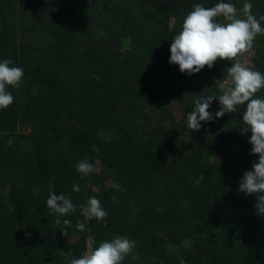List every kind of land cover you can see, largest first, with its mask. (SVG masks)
<instances>
[{
	"label": "trees",
	"instance_id": "16d2710c",
	"mask_svg": "<svg viewBox=\"0 0 264 264\" xmlns=\"http://www.w3.org/2000/svg\"><path fill=\"white\" fill-rule=\"evenodd\" d=\"M219 2L0 0V62L24 70L19 88L7 86L13 103L0 109V264H71L89 237L92 250L133 241L121 264H264V216L255 195L238 192L259 159L251 132L240 131L246 105L198 131L187 122L197 99L230 85L235 61L192 75L169 63L194 5ZM224 2L241 9L246 0ZM250 2L259 19L264 0ZM245 54L264 74V35ZM220 107L213 100L209 111ZM84 159L99 171L81 178ZM53 177V191L76 206L60 224L46 204ZM90 197L105 220L81 216ZM71 236L81 239L66 255L61 238Z\"/></svg>",
	"mask_w": 264,
	"mask_h": 264
},
{
	"label": "clouds",
	"instance_id": "9594fccd",
	"mask_svg": "<svg viewBox=\"0 0 264 264\" xmlns=\"http://www.w3.org/2000/svg\"><path fill=\"white\" fill-rule=\"evenodd\" d=\"M252 8L250 0H246L241 9L224 0L210 8L195 4L183 21L182 30L172 40L169 63L178 65L181 73L192 75L199 73L205 66L212 68L218 59L235 61L228 68L230 85H221L222 95L218 98L206 96L197 99L194 110L187 116V122L191 130L198 131L201 122H210L226 113H236L238 106L246 105L240 131L241 134L251 132V154L258 155L259 159L253 163L252 170L243 174L238 192L255 195L256 213L264 216V99L254 98V94L264 88V74L253 70L240 59L253 48L256 36L264 35V27L261 26L264 15L257 19ZM221 17L223 22L218 20ZM12 65L13 62L9 59L0 62V109L7 108L14 101L7 86L19 88L24 77V70ZM213 100H218L221 105L215 117L209 111ZM12 143L10 139L8 145L11 146ZM76 168L81 178L95 171L88 159L78 162ZM54 179L53 177L49 181L46 204L56 214L55 222L60 224V217L75 212L76 206L70 196L53 191ZM112 187L117 191L121 190L119 183H113ZM80 190L79 185H73L72 191ZM79 208L81 216L86 219L95 217L97 220H105L108 216L96 197H90L87 204L80 205ZM63 223L68 224L69 221L65 220ZM77 228L84 231L85 223L78 221ZM134 247L135 243L128 238L116 237L111 242H101L97 248L83 253L80 258L72 259L71 264H121Z\"/></svg>",
	"mask_w": 264,
	"mask_h": 264
},
{
	"label": "rangeland",
	"instance_id": "374dc122",
	"mask_svg": "<svg viewBox=\"0 0 264 264\" xmlns=\"http://www.w3.org/2000/svg\"><path fill=\"white\" fill-rule=\"evenodd\" d=\"M173 21H174L173 19H171V20L169 21L170 25L173 24ZM248 56L251 57L252 55H248ZM220 90H222V89H220ZM23 132H25V134H28L27 131H23ZM212 160H213V161H217L215 157H214V158L212 157ZM94 168H95L94 173H97V172L99 171V166H98L97 163L94 165ZM84 220L87 221L88 219L84 218ZM79 239H81V236H73V237L71 236V237H62V238H61L62 245H63V247H64V252H65L66 255H70V254L72 253V250H73L74 244H75ZM85 243H86V244H85L86 252L92 250V249H91V244H92V243H91V239H90V237L85 239Z\"/></svg>",
	"mask_w": 264,
	"mask_h": 264
},
{
	"label": "built area",
	"instance_id": "2783aa9c",
	"mask_svg": "<svg viewBox=\"0 0 264 264\" xmlns=\"http://www.w3.org/2000/svg\"><path fill=\"white\" fill-rule=\"evenodd\" d=\"M250 55H251V54H250ZM249 57H250V56H246V54H244L243 57L240 58V59H241V62H242V63H245V64L248 66V65H249V61H248ZM230 83H231V79H230Z\"/></svg>",
	"mask_w": 264,
	"mask_h": 264
}]
</instances>
